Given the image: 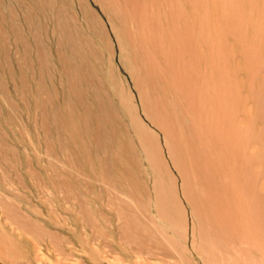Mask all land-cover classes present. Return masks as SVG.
<instances>
[{
	"label": "rangeland",
	"instance_id": "1",
	"mask_svg": "<svg viewBox=\"0 0 264 264\" xmlns=\"http://www.w3.org/2000/svg\"><path fill=\"white\" fill-rule=\"evenodd\" d=\"M53 1L0 0V83L2 85L0 87V240L3 242H0L2 244L0 248L7 240L9 242L7 254L10 257L6 258V253H0V264H142V259L127 253L135 246H126L123 242L125 239L121 237L122 221H117V212L121 209L126 212V206L129 209L132 207L125 196L114 193V184L116 185L113 182L115 180L113 175L116 172L114 153L104 155L100 151L101 146L96 137L99 129L95 117L96 115L99 117L98 112L96 113L99 108L108 111L111 107V114L116 118L115 121V118L111 117L114 126H118L119 129L116 128L122 133V137L128 133V139L135 145V139L131 135L133 127L129 126L127 115V107H131L127 98V87H131L129 78L131 74L133 77L137 76L140 81L142 79L143 83L148 82L144 76L142 77V73L147 70L146 63L142 62L144 55L140 51L135 52L133 46L125 42L121 34H117L118 41L115 39L109 27L114 25L112 28L117 29L119 20L108 13L110 11L101 14L94 3L90 4L98 11L109 36L105 39L96 28L103 38L101 39L100 35H94L91 32L93 29L86 27L83 19H80V9H77L75 0L72 2L55 0V3ZM155 1L159 13L154 15L152 20L156 22L159 19L160 23L156 22V26L154 22L150 24L153 27H151L153 33L150 32L153 43L148 42L143 49L157 69L164 70L161 85L164 89L169 87V102H173L175 114L182 119L184 127L188 128V136L192 134L189 137L191 141L196 142L197 145H194L199 149L200 158H197V161L202 167H200L201 171L192 169V177L200 179V181L196 179V183H199L200 187L203 186L205 193H208L207 197L209 195L211 197L212 191L217 193L220 197L219 202L217 201L218 205L232 214L229 217L230 221L234 218L238 219L242 213L245 217L250 215L248 218L262 223L264 221V156L261 152L264 151V144L256 141V137L261 132L264 134V118L258 117L257 94H255L256 91L260 92L264 99L262 0L256 1L253 12L249 10L247 0L236 3V6L241 4L242 8L231 7L232 0L229 6L220 5L214 0H204L202 8L199 7L197 0L196 7L192 4L194 0H178V9L181 7L182 13L180 19L172 18L168 0ZM150 2L151 0L138 1L142 6L138 10L140 15L146 7L149 18H152L151 11L156 9L151 7ZM262 2L264 6V1ZM208 4L210 13L206 12L209 21L207 29L210 31L211 39L207 41L206 37L201 35L203 21L198 14L201 9L203 14V9ZM56 7L58 9H55ZM224 8L225 10L231 8L232 12L227 11L224 15L226 19H220ZM60 11L72 17H70L71 24L75 22L74 26L72 25L69 31L63 34L59 33V29L63 26L62 21H60L62 24L59 22ZM74 16L78 22L80 21L79 23L73 18ZM108 19L111 20L110 23ZM240 19L244 23L239 25L237 21ZM171 20H174V23L179 21L177 29L172 27ZM248 20L252 21V24L256 23L258 28L250 22L248 24ZM134 23L136 25L132 28L138 29V22H133L132 25ZM185 26L188 27V31ZM37 27H40V30ZM218 28L223 30L220 31ZM94 30L93 32H96ZM180 31L186 35L185 40L182 39ZM184 31L189 33L185 34ZM55 32L66 36L56 34V38ZM177 32L182 37H176ZM239 33L242 38H239ZM187 34H190L188 38ZM178 38L183 41L186 48L183 46L185 49L182 47L184 50L180 51L184 52L181 54L184 61L176 63L167 45L172 41L177 43ZM218 38L223 41L219 42ZM106 40H109L108 43L111 45H108V48ZM59 41H62L63 45ZM70 42L81 45L75 43L77 46L75 47V44L73 43V46ZM186 42L189 43L190 48H187ZM59 45L61 46L57 47ZM87 46L91 47L87 48ZM69 47H72L73 51L77 49L74 54L69 52ZM36 52H39L38 55ZM202 54L207 57L205 61L209 63V67L205 66ZM60 55L62 57H59ZM58 57L59 59H56ZM63 57L64 59L66 57V65ZM193 63L194 68L195 65L197 66L194 72L196 77H192L191 80L187 75L191 73ZM199 79H204L205 84L209 82L211 87L209 95L201 94L204 93L202 90L198 92ZM38 88L41 90L39 91ZM154 92L155 90L145 88V97H152ZM35 96L37 99L34 101ZM213 103L216 105L214 106ZM263 112H260L261 115ZM70 121L74 130L70 128L71 125L69 126ZM105 129L108 131L107 127ZM151 129L159 135L156 129ZM160 142L165 151L162 138ZM165 159L167 161L166 157ZM140 163L141 167L139 166L138 171L141 174L136 170V162L131 164V170L135 176L138 174L146 198L151 199L148 200V208L144 211L148 218L143 213L140 215L145 218V222L148 221L146 224H151L153 221L161 231L166 230L152 217L154 212L152 186L150 178L147 177V166L141 158ZM169 169L180 186V178L173 168ZM55 171L59 174L65 173L66 179L70 181L68 194L58 186L52 189L49 180ZM180 195L182 196L179 192V199L186 208ZM208 199L206 202L211 203ZM2 206L6 209L2 210ZM8 210L12 214L7 213ZM14 214L20 220L21 218L25 220V224L22 225L26 226L27 231L32 230L31 237L19 235L12 228L11 220L6 217L11 218L12 215L15 216ZM30 222L37 225H31ZM50 232L52 238L47 234ZM116 241L122 242L117 244ZM177 241L180 244V240ZM85 243H88L83 250L88 252L86 254L81 252ZM92 253L97 256L91 258L87 255Z\"/></svg>",
	"mask_w": 264,
	"mask_h": 264
},
{
	"label": "bare ground",
	"instance_id": "2",
	"mask_svg": "<svg viewBox=\"0 0 264 264\" xmlns=\"http://www.w3.org/2000/svg\"><path fill=\"white\" fill-rule=\"evenodd\" d=\"M75 1L77 4V9H80V15H81L80 19L81 18L83 19V21L87 25L86 27H88L89 29H93V30L95 28L94 31H96L97 33L93 32V30H91V32L94 33V35L97 34L99 36L100 34H98V31L96 30V28H97L101 32V34L104 35L105 39H108L109 36L103 27L104 22L101 20L99 14H98V11L95 10L90 4H91V2L94 3L96 5V7L99 8L101 14H105V12L110 11L108 13H111V15H113L114 18L117 19V21L119 20L117 29L112 28V27H114V25L112 24L113 26L109 27L111 30L110 32L112 34H114L115 39L117 41H118L117 34H121L124 38V41L127 43H130L133 46L132 48L135 52L140 51L141 53H143L144 57H143L142 62L146 63V67H147L146 68L147 70L144 71L145 73H142L143 74L142 77L144 76L147 79V81H148L147 83H143L142 79L140 81L137 76L133 77L132 74L131 75L129 74L130 75L129 78L131 80V87L130 88L127 87V92H128L127 98L129 101V105L131 107H127V111H128L127 115H128V122L130 124L129 126L133 127L131 135H132L133 139H135V142H136L135 145L130 139H128V136H129L128 133H125L124 134L125 137L124 136L122 137V133L119 132L118 126L117 125L114 126V124H113L114 120H112L111 117H113V119L115 117L112 116V114H111V109H110L111 107L109 108L108 111H107V109H103V108L102 109L99 108V111L95 110L96 113L98 112V114H99V117H97L98 115H96L95 118H96V126L99 129V130H97L98 135L96 134V137H97V140L99 141V144H100V145L99 144L98 145L101 146L100 151L104 155L106 153H114V165H115L114 169H116V172L114 173V175L112 173L111 174L113 175V178L115 179V180H113V182H115L116 185L113 183L114 189H115V192H114V190H113V192L115 194L117 193V195L121 194L122 196H125L126 200L127 201L129 200V202H128L129 205L131 204V207H132V209H129L126 206V208H125L126 212L122 211V209H121L117 212V216H116L117 221H122V227H120V228H122L123 232H122V236L121 235L120 236L125 239V241H123V242L126 243V246H128V245H131V247L135 246L134 248H132V250H134L135 252H131L132 250L130 249L131 251H129L127 253L130 255H135L136 258L142 259V264H264V221H262V223H260L257 220H252L253 218L252 219L248 218L250 215L248 216V214H247L248 217H245V215H243L242 213L238 216V219L234 218L233 221H230L229 217H231L232 214H229L228 210L226 211L225 208H222L220 205H218L220 197L217 195V193L212 191L211 197H210V195H209V197H207L208 193L207 194L205 193L203 186L200 187V186H198L199 183H196V179L198 180V178L196 177V179H194V177H195L194 175H193L194 177H192V169H197L198 171H201L200 167H202V166H201V164L199 165L198 164L199 162L197 161L200 158L199 149L196 148V146H195V145H197L196 142L191 141V138L189 137L192 134L190 133L188 136V133H189L188 128L184 127L185 125H183L182 119L180 117H178V114H175V112L173 110V107H175L173 102L171 100H170L171 102H169V99H168V95H169L168 92L170 93L169 87L164 89L161 85V77L164 75V72H163L164 70L163 69L158 70L157 67L155 66V64L152 62L150 57L147 55V53L143 49L144 47H146V44L148 42L153 43V41H151V37H150V32H152L151 29L153 27L150 24L154 22V20H152V19H154V15H158L157 13H159V12H157L158 11L157 5H155L156 1L151 0V2H150L151 7L156 9L155 11H153V10L151 11L152 18H149L148 13L146 12L147 9H145L146 8L145 6H144L145 8H143L144 11H142L141 15H140V13H138L139 7L141 6L140 2H139L140 4H138L139 0H75ZM177 1L178 0H168V5H169V11L173 15L172 18L177 17L178 19H180L179 17L182 16L181 15L182 13L180 10L181 7H179L180 9H178L179 2L177 3ZM197 1L199 4V7L202 8L204 0H197ZM214 1L220 5L225 4V5L229 6V2L231 0H214ZM238 1H241V0H232V6L231 7L242 8L243 6L241 4L239 6H236V3ZM247 1H248L247 4L249 7V10L251 12H253L255 9V4H256L257 0H247ZM262 1H264V0H262ZM262 1H261V3H262L261 8H263V10H264V6H263ZM53 2L55 3V0ZM63 2H65V1H63ZM71 2H72V0H71ZM47 3L49 4V6L51 5L50 2H47ZM76 4H75V6H76ZM160 4H161V2H160ZM160 4H159V6H160ZM192 4L194 7H196L197 6L196 0H194L192 2ZM66 5L68 6L67 3H66ZM60 6H61V4H60ZM62 7L63 6H61L60 8H62ZM64 8H66V7L64 6ZM148 8H149V5H148ZM55 9H58V8L56 7ZM62 10L65 11V9H62ZM39 11H40V9H39ZM63 11H60L59 15L57 14L60 18V20L58 19L59 22L62 21V23H63L62 24L60 22L63 25L62 27L60 26L61 29H59L60 30L59 33L61 32V34L67 32V30L70 29L72 27V25L74 26V23H75L74 22L73 24H71L72 23V20H71L72 17L67 16L68 13H64ZM209 11H210V5L208 4V5H205V7L203 9V14H202V9L200 10V14H198V17L203 21V26L201 28V35L203 34V36L206 37L207 41H208V39H211L210 38V35H211L210 31L207 29L208 28L207 25H208L209 21L207 19V13L206 12H209ZM227 11L232 12L231 8H229L227 10H225V8H224L223 12H222V16L220 17V19H226L224 15ZM250 11H248V14H250ZM56 12H57V10H56ZM71 12H72V10H71ZM63 14H65V15H63ZM70 14L73 15L74 13H70ZM73 18L75 19V16ZM174 20L173 21L171 20L172 25H173L172 27L176 28V26H178L177 23H179V21L174 23ZM232 20H237V19H232ZM110 21L111 20H109L108 22L110 23ZM136 21L138 22L140 28L137 27L138 29H136V27H134V29H133L132 26H135L136 24L135 23H134V25H132V24H133V22H136ZM156 22L160 23L159 19ZM156 22H154V26H156V24H157ZM249 22H250V20H248V24H249ZM81 23H82V21H81ZM237 23L240 25V23L243 24L244 22H243V20L240 19L237 21ZM250 23L255 28H258L256 23L252 24V21ZM57 24H59V23H57ZM75 26H76V24H75ZM182 26H183V24H182ZM38 28L40 30V27H37V29ZM88 28H86V29H88ZM187 28L188 27H186V29ZM75 29H76V27H75ZM218 29L220 30V28H218ZM218 29H216V31H218ZM190 30L192 31V29H190ZM213 30L215 31V29H213ZM221 30H223V29H221ZM55 31H56V29H55ZM182 31H180V34H182L181 33ZM187 31H188V29H187ZM187 31L186 32L184 31L183 33H185V34L189 33ZM239 31H241V30H239ZM53 32H54V30H53ZM53 32L51 34H53ZM159 33L162 34V32H159ZM218 33H219V31H218ZM56 34L57 33L55 32L54 36ZM61 34H59V36H64V35L66 36V34H64V35H61ZM180 34H179V32H177L176 37L177 36L178 37L183 36L182 39L185 40L186 38H184V36H186V35L182 34V36H181ZM215 34H217V33H215ZM189 35L190 34H187V38L189 37ZM238 35H239V38L243 37L241 35V33H239ZM107 36H108V38H107ZM220 36H222V34ZM98 39H100V38H98ZM101 39H103L102 36H101ZM219 39L220 38H218V41L220 42L222 39L221 40H219ZM140 40L142 42V45H141ZM100 41H102V40H100ZM106 41L108 43L109 40H106ZM169 41H170V39H169ZM39 42H40V40H39ZM61 42L62 41H59V43H61ZM176 42L177 43H175L174 41L169 42V44L167 46H168V50L170 47V50L173 53L171 55V57L173 58V60L176 63H178V62L184 61V58H182V55H181L184 52H180V51H181V49L184 50L186 48V45L183 44V41L180 40V38L176 39ZM35 43L37 45V42H35ZM66 43H67V41H66ZM73 43H71V44L74 46V44L76 42L74 44ZM107 43H106V45L108 48L111 45L109 43L108 44ZM180 43H182V45ZM55 44H57V42ZM76 44H75V47H77ZM88 44H86V45H88ZM186 44H187V48L188 47L190 48V46H188L189 43L186 42ZM80 45H78V46H80ZM86 45H85V47H86ZM60 46L61 45H59L57 47H60ZM183 46H185V48ZM38 47H40V45ZM75 47H73V48H75ZM90 47L87 46V48H90ZM69 48H70L69 52L73 53V54H74V51L77 50V49H75L73 51L72 47H69ZM71 49L73 52H71ZM111 51H112V49H111ZM56 52H58V51L56 50ZM38 53H37V55H38ZM201 53H203V52H201ZM60 54L62 55L61 52H60ZM61 55L59 57H62ZM109 55L111 56L110 53H109ZM63 56H65V55H63ZM201 56H204L203 57L204 62L206 63L205 66L209 67V63H207L205 61V58H207V57H205L204 54H202ZM59 57L56 59H59ZM67 58H70V57L67 56ZM63 59H64V57H63ZM65 59H66V57H65ZM65 59H64V62L66 61ZM60 60H62V58H60ZM61 62H63V60ZM66 63L67 62H65L64 65H66ZM205 63H203V64H205ZM59 64H60V61H59ZM252 66H254V64H252ZM64 67L65 66H63V68ZM191 67H192V71H191V73H189L187 75V77H188V79L192 80V77H194L196 75V74L194 75V72H195V68L197 66L195 65V68H194V63H193L191 65ZM199 67H200V64H199ZM216 67H218V66H216ZM199 75L202 76V74H199ZM181 78H183V77L181 76ZM204 81H205L204 79L200 80V87L198 85L200 91H198V92H201V90H202L204 93H201V94L209 95V90L211 89V87L208 84L209 82L208 83L206 82V84H205ZM187 82H188V80H187ZM196 83H197V81H196ZM1 86L2 85L0 83V87ZM76 86H78L77 83H76ZM212 86H214V85H212ZM145 88L155 90V92L152 93L153 98L152 97H148V98L145 97V94H144ZM176 88H177V86H176ZM75 89H77V88H75ZM213 89H215V87ZM2 90H4L3 87H2ZM40 90L41 89H39V91ZM76 92H78V91H76ZM212 92H214V91H212ZM263 92H261V93H263ZM4 93H3V95H5ZM255 94H257V96L256 95L255 96H256L257 102H258L257 103L258 104V112H259L258 117L264 118V112L262 113V115L260 113L261 111H264V99L262 98V95H260V92L257 93V91H256ZM198 95H200V94H198ZM219 95H220V93H219ZM19 99H22V98H19ZM35 99H37V97L34 98L33 100L35 101ZM99 102H100V100H99ZM103 103H104V100H103ZM101 105H103V104H101ZM215 105L216 104H214V106ZM102 107H104V106H102ZM212 108H213V106H212ZM216 108H217V106H216ZM203 109H204V107H203ZM206 109H208V108H206ZM228 109H230V108H228ZM112 113H115V112L112 111ZM209 113H210V111H209ZM80 117H82V116H80ZM83 118H84V116H83ZM209 118H210V116H209ZM77 119H79V117H77ZM115 121H116V118H115ZM76 122H78V120ZM118 122L121 123L120 121H118ZM70 125H71V121L69 123V126ZM72 127H74L73 124L70 126V128H72ZM106 127L108 128V131H105V130H107V129H105ZM151 128L156 129L159 132L160 136L157 135ZM211 128H212V126H211ZM72 129L74 130L75 128H72ZM234 129H235V127L233 126V130ZM228 131H229V129H228ZM77 133H75V134H77ZM108 134H109V136H107ZM244 135H246V134H244ZM223 137H225V136L223 135ZM160 138H162L163 145L166 149L165 150L166 152L163 151V148L161 147ZM231 138L233 140V137H231ZM243 140H241V141H243ZM257 140H258V142H262L264 144V134L262 132L256 137V141ZM81 141H82V139H81ZM131 143H133V144H131ZM261 155L264 156V151H263V153L261 152ZM165 157L167 158L168 162L166 161ZM260 157L262 158V156H260ZM140 158L143 160V162L147 166V171H148L147 177L150 178V182H151V186H152V191H153L152 198L154 200L152 203L153 204V211H154L152 214V217H154V219L159 224L164 226L166 228V230L162 229V231H161V228L159 229V227H156L155 226L156 222L154 223L153 221H151L152 222L151 224L150 223L146 224V222H148V221L145 222V218L143 217L144 218L143 219L141 217L142 215H140L141 213H143V215L145 216L144 211L146 208H148V205H149L148 200H151L149 198L148 199L146 198V196H145L146 194L143 192L144 190H143V187L141 186L142 184L140 182L138 174L135 176L134 172L131 170V164H133L134 162H136V165H137L136 170L138 171L140 169L139 168V166L141 167ZM169 168H173V171H175L176 175L180 178V180H181L180 186H178V184H177V178H175L171 175ZM144 171L145 170L143 169L142 172L144 173ZM107 172H109V171H107ZM138 172H139V174H141L140 171H138ZM100 173H101V171H100ZM100 178H101V176H100ZM106 180H108V179H106ZM49 181H50V184L52 185V189H55L58 186V187L63 188V190L67 194L69 193L68 185L70 184L69 183L70 181H68L66 179L65 173L59 174V173H56V171H55V174L50 178ZM109 181L111 182V179H109ZM198 181H200V179ZM121 183H124V184H121ZM112 189H113V187H112ZM179 192H180V194H182V196L181 195L180 196L183 198V201L187 206L186 208L184 207L183 203L179 199V196H178ZM125 197H123V198H125ZM120 199H122V198H120ZM207 199L211 203L206 202ZM220 201H222V200H220ZM112 202H114V201H112ZM3 209H6V208L2 206V210ZM8 211L9 212H7V213L12 214V212H10V210H8ZM80 212H82V211H80ZM231 213H232V211H231ZM14 215L15 216L12 215L11 218L6 217V219L11 220L10 223H12V225H13L12 228L17 233H19V235L23 234L25 236L27 235L28 237L30 235H32V234H30V232H32V230L29 232L26 230L27 229L26 226L22 225V224H25L24 223L25 220L22 218L20 220L19 218L16 217V214H14ZM146 218H148V217H146ZM17 221H20L21 223H18ZM30 223H31V225H33V224H35V226L37 225L36 223H33V224H32V222H30ZM120 228H119V230H121ZM11 229H10V231H11ZM120 233L121 232H119V234ZM47 234L49 235V238L50 237L52 238L51 232L47 233ZM47 234H45V235H47ZM2 238L3 237H1V239ZM19 238H20V236H19ZM32 238H34V237H32ZM54 238H55V236H54ZM122 238H120V239H122ZM177 239L180 240V244L178 243ZM3 241H4V239H3ZM117 241H116V243H117ZM0 242H2V241L0 240ZM81 242L83 243L82 240H81ZM120 242H122V241H119L118 243H120ZM69 243L67 242V244H69ZM8 244H9V242L7 240H5L2 248H0V251H1L0 253H2V254L6 253L5 254L6 258H10L7 254L9 252ZM10 244L12 245V243H10ZM0 245H2V244H0ZM87 245H88V243H85V245H83L81 252H83L85 254L88 253L86 251L85 252L83 251L84 249H86ZM123 245H124V243H123ZM120 248H121V245H120ZM87 255L90 256L91 258H94L95 256H97V255H95V253L87 254Z\"/></svg>",
	"mask_w": 264,
	"mask_h": 264
}]
</instances>
